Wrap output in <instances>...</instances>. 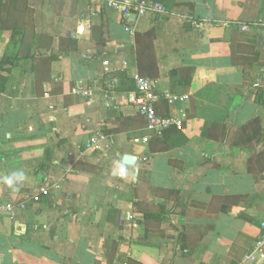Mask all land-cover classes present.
Segmentation results:
<instances>
[{
	"label": "crops",
	"instance_id": "obj_1",
	"mask_svg": "<svg viewBox=\"0 0 264 264\" xmlns=\"http://www.w3.org/2000/svg\"><path fill=\"white\" fill-rule=\"evenodd\" d=\"M155 1L165 14L124 20L105 0H25L29 56L0 66V203L26 207L0 214V264H246L264 222V0ZM10 4L0 26L29 16ZM22 37L0 28V60ZM136 75L188 95L157 103L181 126L147 143ZM97 130L108 151L85 148Z\"/></svg>",
	"mask_w": 264,
	"mask_h": 264
},
{
	"label": "built area",
	"instance_id": "obj_2",
	"mask_svg": "<svg viewBox=\"0 0 264 264\" xmlns=\"http://www.w3.org/2000/svg\"><path fill=\"white\" fill-rule=\"evenodd\" d=\"M108 7L121 12L124 20L130 16L135 18L143 17L147 14L163 15L167 12L164 4L155 0H105ZM264 26V23H262ZM242 30H247L248 25H240ZM125 29L132 34L130 26L125 25ZM134 98L133 103L145 121L147 134L141 137L143 143H147L151 137H161L163 133L172 126H181V121L172 116H162L157 112L156 105L163 100L168 105L184 103L188 99L187 94H177L168 91H161L157 87L155 79L136 75L133 79ZM84 94V92H83ZM113 143V136L101 130L95 131L85 144V148L96 153L108 151ZM142 160H146L143 157ZM49 191L45 187H40L30 196L33 202H37L42 196L48 195ZM24 201H6L0 203V214L3 212L14 213L17 210L25 209ZM251 248L244 256L246 264H259L264 259V222L261 223L260 235L255 239Z\"/></svg>",
	"mask_w": 264,
	"mask_h": 264
},
{
	"label": "trees",
	"instance_id": "obj_3",
	"mask_svg": "<svg viewBox=\"0 0 264 264\" xmlns=\"http://www.w3.org/2000/svg\"><path fill=\"white\" fill-rule=\"evenodd\" d=\"M11 1V4L12 5L10 7V12L8 13V15H12L14 12H16L17 14V11L18 10H25L28 11L29 10V16L24 17L23 13L20 12L22 14V17L21 15H16L14 17V23L11 24V25H7L5 22L3 24H1L0 28L1 29H7V28H10L12 29L14 32L15 31H18L23 33V37L21 38V41H20V46L22 43H24L26 49L24 51V53L22 55H19V54H15V55H10L8 53H5L3 55V57L1 58L0 60V66L3 65V64H14L16 63V61L20 58V57H24V58H27L29 56V53H30V42L29 41V38L28 37H32L33 35V22H32V10L26 5L25 3V0H10ZM20 1H23L21 3H19ZM2 2L3 0H0V6L2 5ZM22 7V8H21ZM29 18V19H28ZM29 33L31 36H29ZM29 47V49H28ZM29 50V51H28ZM6 83V77H4L3 75H0V92H2L4 90V85Z\"/></svg>",
	"mask_w": 264,
	"mask_h": 264
},
{
	"label": "clouds",
	"instance_id": "obj_4",
	"mask_svg": "<svg viewBox=\"0 0 264 264\" xmlns=\"http://www.w3.org/2000/svg\"><path fill=\"white\" fill-rule=\"evenodd\" d=\"M137 171L138 170H134L130 173L124 163L118 162L112 175L118 178H127L129 175H131L134 178ZM26 179V174L23 171L17 170L13 171L11 175L5 177L3 179V182L7 187L18 190V185L20 184V182H23Z\"/></svg>",
	"mask_w": 264,
	"mask_h": 264
},
{
	"label": "water",
	"instance_id": "obj_5",
	"mask_svg": "<svg viewBox=\"0 0 264 264\" xmlns=\"http://www.w3.org/2000/svg\"><path fill=\"white\" fill-rule=\"evenodd\" d=\"M136 161V158L132 155H125L123 157V162H125V164H128V165H133Z\"/></svg>",
	"mask_w": 264,
	"mask_h": 264
}]
</instances>
